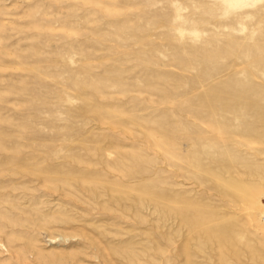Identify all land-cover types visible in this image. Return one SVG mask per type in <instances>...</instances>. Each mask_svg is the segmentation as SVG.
<instances>
[{"label": "rangeland", "instance_id": "obj_1", "mask_svg": "<svg viewBox=\"0 0 264 264\" xmlns=\"http://www.w3.org/2000/svg\"><path fill=\"white\" fill-rule=\"evenodd\" d=\"M263 210L264 0H0V264H264Z\"/></svg>", "mask_w": 264, "mask_h": 264}, {"label": "bare ground", "instance_id": "obj_2", "mask_svg": "<svg viewBox=\"0 0 264 264\" xmlns=\"http://www.w3.org/2000/svg\"><path fill=\"white\" fill-rule=\"evenodd\" d=\"M241 161V160H240ZM239 161V162H240ZM241 163H244L243 161H241ZM247 200V201H246ZM245 201L248 203L249 201V205L253 204V203H258V197H257V193L255 191H251V192H248L247 195L245 196ZM252 210V209H250ZM264 216V210L261 212ZM249 220L251 222V224L255 225V220H254V217L252 215V213H250V216H249Z\"/></svg>", "mask_w": 264, "mask_h": 264}]
</instances>
